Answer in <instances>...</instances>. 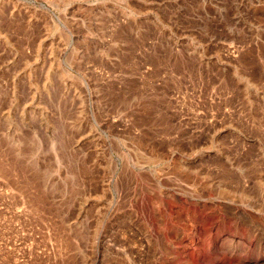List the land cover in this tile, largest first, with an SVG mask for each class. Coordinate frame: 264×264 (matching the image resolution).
I'll return each mask as SVG.
<instances>
[{
	"label": "rangeland",
	"instance_id": "374dc122",
	"mask_svg": "<svg viewBox=\"0 0 264 264\" xmlns=\"http://www.w3.org/2000/svg\"><path fill=\"white\" fill-rule=\"evenodd\" d=\"M12 253L264 264V0H0Z\"/></svg>",
	"mask_w": 264,
	"mask_h": 264
},
{
	"label": "built area",
	"instance_id": "2783aa9c",
	"mask_svg": "<svg viewBox=\"0 0 264 264\" xmlns=\"http://www.w3.org/2000/svg\"><path fill=\"white\" fill-rule=\"evenodd\" d=\"M16 226H17V225H16ZM12 229H15V227L13 226ZM15 230H16V229H15ZM31 239H32V238L30 237V241L28 242V241H27L28 238H27V240L25 241V243L23 242V246L31 247ZM17 240H18L17 237H14V239H12V243H13L14 246H16V248H18V246H19V242H18ZM12 254H13V256H14V255H16V256H15L13 259H11L10 261H8V264H18V263H23V262L26 261V260L21 261V260H18V259H17V256H20L19 253H17V254L12 253Z\"/></svg>",
	"mask_w": 264,
	"mask_h": 264
}]
</instances>
